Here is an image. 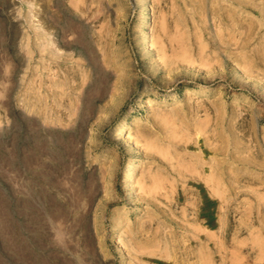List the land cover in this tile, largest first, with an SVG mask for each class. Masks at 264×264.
<instances>
[{
	"label": "rangeland",
	"instance_id": "374dc122",
	"mask_svg": "<svg viewBox=\"0 0 264 264\" xmlns=\"http://www.w3.org/2000/svg\"><path fill=\"white\" fill-rule=\"evenodd\" d=\"M203 263L264 264V0H0V264Z\"/></svg>",
	"mask_w": 264,
	"mask_h": 264
},
{
	"label": "bare ground",
	"instance_id": "6f19581e",
	"mask_svg": "<svg viewBox=\"0 0 264 264\" xmlns=\"http://www.w3.org/2000/svg\"><path fill=\"white\" fill-rule=\"evenodd\" d=\"M146 20H147V15L145 14V15H143V17H142V19H141L140 22H142V23H143V22L146 23ZM146 25H147V24H146ZM144 42H145V43L147 42V37H145ZM146 45H147V44H146ZM126 126H127V124H124L123 127H122V129H125ZM122 129H121V130H122ZM139 163H140V162H139ZM133 164H134V163H133ZM134 165H135V164H134ZM132 169H133V168H132ZM130 172H131V171H130ZM127 178H128V177H127ZM212 179H213V178H212ZM212 179H211V180H212ZM207 182H208V180H207ZM207 182H206V183H207ZM212 185H213V184H212ZM212 188H213V187H212ZM213 191H214V190H213ZM215 192H216V191H215ZM211 236H212V235H211ZM213 237H214V236H213ZM259 240H260V238H259ZM258 242H259V241H258ZM206 243H207V242H206ZM213 246H215V245H213ZM215 247H217V246H215ZM219 248H220V247H219ZM216 249H217V248H216ZM225 250H227V249H225ZM208 251H209V250H208ZM216 251H217V250H216ZM222 252L224 253L223 250H222ZM220 253H221V252H220ZM226 253H227V252H226ZM219 256H220V255H219ZM225 257H226V256H225ZM222 259H223V258H222ZM234 262H235V261H234ZM204 263H205V262H204ZM204 263H203V264H204ZM229 263H230V262H229ZM233 264H234V263H233Z\"/></svg>",
	"mask_w": 264,
	"mask_h": 264
}]
</instances>
